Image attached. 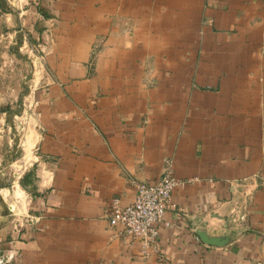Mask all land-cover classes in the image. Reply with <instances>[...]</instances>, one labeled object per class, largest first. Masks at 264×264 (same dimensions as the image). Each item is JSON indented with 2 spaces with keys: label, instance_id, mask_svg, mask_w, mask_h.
Listing matches in <instances>:
<instances>
[{
  "label": "crops",
  "instance_id": "1",
  "mask_svg": "<svg viewBox=\"0 0 264 264\" xmlns=\"http://www.w3.org/2000/svg\"><path fill=\"white\" fill-rule=\"evenodd\" d=\"M4 40L40 88L7 264H264V0H0ZM164 160L182 185L144 256L109 204Z\"/></svg>",
  "mask_w": 264,
  "mask_h": 264
},
{
  "label": "rangeland",
  "instance_id": "2",
  "mask_svg": "<svg viewBox=\"0 0 264 264\" xmlns=\"http://www.w3.org/2000/svg\"><path fill=\"white\" fill-rule=\"evenodd\" d=\"M8 45L0 42V264H7L12 232L35 222L24 173L37 139L35 94L40 90L29 51L19 49L21 43Z\"/></svg>",
  "mask_w": 264,
  "mask_h": 264
},
{
  "label": "built area",
  "instance_id": "3",
  "mask_svg": "<svg viewBox=\"0 0 264 264\" xmlns=\"http://www.w3.org/2000/svg\"><path fill=\"white\" fill-rule=\"evenodd\" d=\"M181 185L172 176L171 162L164 160L159 180L152 184L138 183L131 203L122 206L119 199L111 200L109 228L122 239L139 241L142 255L157 253L158 223L169 205L172 193Z\"/></svg>",
  "mask_w": 264,
  "mask_h": 264
}]
</instances>
